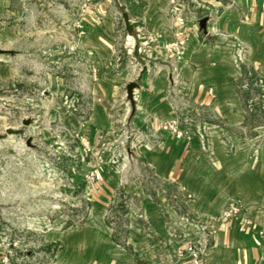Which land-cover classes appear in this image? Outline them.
I'll return each instance as SVG.
<instances>
[{
	"label": "rangeland",
	"instance_id": "374dc122",
	"mask_svg": "<svg viewBox=\"0 0 264 264\" xmlns=\"http://www.w3.org/2000/svg\"><path fill=\"white\" fill-rule=\"evenodd\" d=\"M99 2L0 0V246L13 264H194V251L204 264L218 229L264 210V77L239 65L221 115L182 97L178 76L167 130L202 133L210 158L187 165L199 176L169 174L165 140L138 126L127 86L100 98L102 56L83 33ZM122 48L112 64L139 71Z\"/></svg>",
	"mask_w": 264,
	"mask_h": 264
},
{
	"label": "crops",
	"instance_id": "0c3cea01",
	"mask_svg": "<svg viewBox=\"0 0 264 264\" xmlns=\"http://www.w3.org/2000/svg\"><path fill=\"white\" fill-rule=\"evenodd\" d=\"M100 1L83 14V33L93 37L102 56L101 63L98 62L100 98L114 99L122 94L125 85L137 82L132 102L138 101V126L144 130L151 125L165 140L164 149L157 151L162 159L159 161H167L169 174L180 166L183 169L180 177L199 176L201 171L192 172L187 165L207 161L203 134L193 131L188 138L184 135L181 139L167 130V121L175 118V83L180 76L182 86L178 92L182 97L189 95L197 104H205L213 114H227L228 106L222 103L228 98L236 100L234 83L239 65L248 71L251 67L264 77V0ZM119 8H123L121 18L115 13ZM125 12L135 25L132 35L126 29ZM203 19H207L205 25L201 24ZM116 44H122L123 50L132 47V57L141 65L139 71H136L137 65L130 63L112 64ZM175 44L183 47L182 54L175 52ZM93 46L87 49L90 59L95 58ZM145 66L147 70L140 80ZM230 104L228 112L236 114V105ZM104 109L100 107V113L106 119ZM145 115L149 121H143ZM206 128L203 124L197 129ZM194 148L199 151L195 152ZM215 168L217 175L224 170L223 166ZM216 174L213 183L218 181ZM248 209L244 215L248 222L244 226L235 222L230 228L223 226L217 230L214 248L207 252L204 264H264V210L255 214L253 209ZM5 256L0 246V264H13Z\"/></svg>",
	"mask_w": 264,
	"mask_h": 264
},
{
	"label": "water",
	"instance_id": "95a60500",
	"mask_svg": "<svg viewBox=\"0 0 264 264\" xmlns=\"http://www.w3.org/2000/svg\"><path fill=\"white\" fill-rule=\"evenodd\" d=\"M123 18L125 20V24H126V29L127 31L129 32V34H134L135 33V25L133 23H131L130 21V17H129V14L127 12H125L123 14ZM207 22V19H203L201 21V24L202 25H205ZM147 70V67L145 66L143 69H142V72H141V75H140V80L142 79V75L143 73ZM138 87V83L137 82H131L128 87H127V90H128V94L129 96L131 97V99H133V95H134V89ZM26 125L30 124V121H26L25 122ZM8 133L10 134H21L23 133V129H8L7 130Z\"/></svg>",
	"mask_w": 264,
	"mask_h": 264
},
{
	"label": "built area",
	"instance_id": "2783aa9c",
	"mask_svg": "<svg viewBox=\"0 0 264 264\" xmlns=\"http://www.w3.org/2000/svg\"><path fill=\"white\" fill-rule=\"evenodd\" d=\"M173 49L178 54H182L183 53V47L180 44H175L173 46ZM182 135H183V133L181 131H179L178 134H177L178 137H181ZM192 255H193L192 259H193V263L194 264H202V262H201L202 261L201 260L202 257H201V255H200V253L198 251H194ZM5 260L9 261V256H6Z\"/></svg>",
	"mask_w": 264,
	"mask_h": 264
}]
</instances>
